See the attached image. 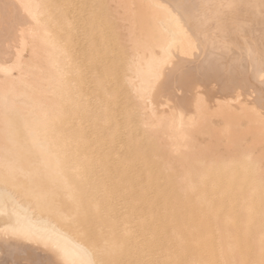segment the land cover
<instances>
[{
    "label": "bare ground",
    "instance_id": "1",
    "mask_svg": "<svg viewBox=\"0 0 264 264\" xmlns=\"http://www.w3.org/2000/svg\"><path fill=\"white\" fill-rule=\"evenodd\" d=\"M262 52L264 0H0V112L5 96L21 112L0 116V264H71L83 246L105 264H209L200 226L182 249L193 214L212 264H262ZM161 227L198 252L155 259Z\"/></svg>",
    "mask_w": 264,
    "mask_h": 264
},
{
    "label": "snow or ice",
    "instance_id": "2",
    "mask_svg": "<svg viewBox=\"0 0 264 264\" xmlns=\"http://www.w3.org/2000/svg\"><path fill=\"white\" fill-rule=\"evenodd\" d=\"M25 7L27 8V7H30V6H25ZM37 7H47V6L37 5ZM152 7L163 9L164 6H162V5H152ZM167 16L169 17L168 23H169L170 27H172V26L179 27L180 26V20L178 18H176L175 16H173L171 12H167ZM34 19H35V17H34ZM160 39H161V43L162 44L166 43V41H165L163 36ZM260 65H261V76H260V79H261V82L264 83V52H262L261 56H260ZM3 104H4V108H3L2 112H0V116L3 117V119L5 120V122L9 126H11L14 123V121L18 117L21 116V112H20L19 109L11 108V107L8 106V101H7V97L6 96L3 98ZM55 107L57 109V115H58L59 105H56ZM34 143L37 144V146L39 148V151L41 152L42 155H47V154L50 153L51 147H50V145H49V143L47 141L35 140ZM65 160L67 162V167H68L69 170H76V171L79 170L78 168L74 169L73 162H72L71 159L68 158L67 152H65ZM56 174L60 177L61 180H63L67 184V180H66L65 175H64V165L62 163H58L57 164ZM9 178L10 177L8 175H5L3 177V179L5 181H7ZM13 232H14V234L20 235V236H22L24 238H27V239H31L32 238L23 228L14 229ZM44 243H45L46 247H52L54 251H56L59 254H61L62 255V259L67 262L66 254H63L62 250H60L57 245H54V244L53 245H49L47 241H44ZM79 256H80V259L79 260H73L71 262V264H105L104 261H99L98 262V261L93 260V259H88L87 257L90 256V250L86 246L81 247L80 252H79ZM262 264H264V262H262Z\"/></svg>",
    "mask_w": 264,
    "mask_h": 264
},
{
    "label": "rangeland",
    "instance_id": "3",
    "mask_svg": "<svg viewBox=\"0 0 264 264\" xmlns=\"http://www.w3.org/2000/svg\"><path fill=\"white\" fill-rule=\"evenodd\" d=\"M166 195H167V194H165V195L163 194L164 197H165ZM154 196H156V198H157V197L159 198V196H162V195H161V194H154ZM163 196H162V197H163ZM171 196H173V194H172ZM171 196L169 197V194L167 195V197L170 198L169 200H171V201H172V200H175V202H177L178 205H176V206H178V207H175V205H174L175 203H174L173 201H172L173 203H171V204H173L174 209L177 208L176 210L179 211V213H182V214H180L181 222H183V223L185 224L184 221L187 220V219H188V216H191L192 214H191V213H188V211H189L188 206H185L184 208H183V207L180 208L179 205H181V203H178L179 201L176 200V199L174 198V196H173V198H172ZM162 197H160L159 200L165 199L164 197H163V198H162ZM167 197H166V198H167ZM161 198H162V199H161ZM171 198H172V199H171ZM167 199H168V198H167ZM167 199H166V200H167ZM171 201H170V202H171ZM158 206H159V205H158ZM158 206L155 207V208H157V209L154 208V212H155L156 215H157L159 212H161V209L159 210L160 207H158ZM181 206H184V205H181ZM178 208H179L180 210H181V209H182V210L180 211ZM186 208H187V209H186ZM184 209H185V210H184ZM155 210H156V211H155ZM183 210H184V211H183ZM185 213H188V214H189V215L187 214L188 216L186 215V216H187V219H186V218H184V219L182 218V217H183V214H185ZM190 214H191V215H190ZM177 215H178V217H179V214H178V213H177ZM196 216H197V217H196ZM196 216L193 214L192 218H190V219H193V218L195 217L193 221H195V219L197 220V222L195 221V223H197V226H196L194 223H191V222H193L192 220H191V222H189L190 220H189V221H188V220L186 221V222L188 223V224H185V225H187V228H185L186 226L182 223V225L185 226V227L183 226V228H185V230H186L188 233H186V231H185L183 228H181L182 225H181V226H178V227H180V231H181L182 229L185 231V232H184V231L182 230V232H183L184 234H186L185 236H187V234H188L187 237H188L189 240H188V239L186 240V238L184 237V241H186V242H184V244H183V247H185V248L182 247L183 251H184V249H185L187 252H189V251L186 249V248H187V245H188V244L186 245V243H188L187 241L190 242L191 240H193L192 243H193L194 241H196V236H197V235H194V234H198V232H197L198 230L200 231V229H201V231L199 232L200 235H203V234L206 235V234H205V233H206L205 231L207 230V228L204 229L206 226L204 227V224H202L203 226L200 225L199 222H198V219H199V220H202V219H200V218L198 217V214H196ZM184 217H185V215H184ZM182 220H183V221H182ZM177 221H178V220H177ZM202 221H203V220H202ZM202 221H200V222H201V223H204V222H202ZM178 222H180V221H178ZM181 222H180V223H181ZM173 223H174V222H173ZM176 223H177V222H176ZM192 224H194V225H192ZM198 224H199V225H198ZM155 225L158 226V225H161V224H160L159 221L157 220V221L155 222ZM176 225H177V224H176ZM176 225L174 224V227H175V228H173L174 231H176V230L178 231V230H179V229H177L178 227H177ZM179 225H180V224H179ZM195 226H196V227H195ZM199 226H200L201 228H200ZM172 227H173V225L171 226V228H172ZM176 227H177V228H176ZM197 227H199V228H197ZM203 227H204V228H203ZM195 228H197V231H196ZM203 229H204L205 231H204ZM189 230H190V231H189ZM162 231H163V229H162V227H161L160 229L156 230V232H155V236H154V237H155V240H154V241H155V243H154V244H155V245H154V250H155V254H156V255H154V256H155L154 258L157 259V260H159L158 258L161 259V258L164 257L165 253H164V255L162 254L163 257H160V256H161V253H163V252H165V251H166V254H167V252L170 254L171 251H173V252L175 251V252H174V255L177 254V253H179V252H178L179 250H177L178 248H174V245L172 246V244H171L172 248H171V247L169 248V245H167L165 241H161V240H160L161 238H163V233H162ZM177 231H176V232H177ZM191 231H192V232H191ZM203 231H204L205 233H203ZM207 231H208V230H207ZM189 232H190V233H189ZM171 233H173V232H171ZM179 233H180V232H179ZM192 233H193V234H192ZM199 234H198V236H200ZM192 235H193V239H191ZM204 235L201 236L203 239H204ZM183 236H184V235H183ZM190 236H191V237H190ZM189 237H190V238H189ZM205 238L207 239V236H205ZM156 239H157V240H156ZM203 239H202V243H199V242H201V239H200V241L197 242V243H199V245H202V244H203V246L201 247V249H200V247H199L198 245L196 246V248L199 247V250H198V248L196 249V248L193 246V248L196 249V250H195L196 253H197L198 251H199V252L203 251V254L198 252V253L195 254V255H196V256L199 255V257H201L203 260H207V258H209L211 254H213V255H211V257H210V259H209L210 262H211V261H212L211 258H212V259L214 258V252H213V253L211 252V253L209 254V251L212 249V248H211L212 245L209 244V243H208L207 245H205V241H203ZM206 239H204V240H206ZM163 240H164V239H163ZM210 241H211V240H210ZM161 242H163V243H161ZM211 242H212V241H211ZM192 243L190 242V243H189V246H190ZM158 244H159V245H158ZM194 244H196V243H194ZM194 244H192V245H194ZM156 245H158V246H156ZM160 245H161V247H160ZM162 245H163V248H162ZM164 245H165V246H164ZM185 245H186V246H185ZM156 247H157V248H156ZM190 247H192V246H190ZM160 248H161V249H160ZM164 248H165L166 250H165ZM167 248H168V249H167ZM193 248H192V249H193ZM210 248H211V249H210ZM213 248H214V246H213ZM169 249H170V250H171V249H174V250H171V251L169 252ZM175 249H176L177 251H176ZM182 249H181V252L183 253ZM188 249H189V247H188ZM192 249H189V250H191L190 253L194 255V253H192V251H193ZM202 249H203V250H202ZM197 250H198V251H197ZM200 250H201V251H200ZM212 250H213V249H212ZM212 250H211V251H212ZM157 251H159V252H157ZM162 251H163V252H162ZM186 251H184V252H186ZM195 251H194V252H195ZM206 251H207L208 253H207ZM213 251H214V250H213ZM160 252H161V253H160ZM173 252L171 253L172 255H170L171 257L173 256ZM182 253H179V255H182V256H180L181 259H183L184 254H185V253H184V254H182ZM190 253H189V254H188V253L185 254V255H188V257L186 258V256H185L186 259L184 258V259H185L184 261H186V260H188L189 258H191L192 255H191ZM244 253H245V251H244ZM206 254H208L209 256H207ZM247 254H248V255H247ZM177 255H178V254H177ZM189 255H190V257H189ZM201 255H202V256H201ZM205 255L207 256V257H205L206 259L203 258ZM245 255H246V257H245ZM245 255H244V258H246V259L249 258V253H247V251H246ZM247 256H248V257H247ZM180 257H179V258H180ZM192 257H193V256H192ZM199 257H195V258H199ZM174 258H176V257H174ZM181 259H180V260L178 259V261H183V260H181ZM247 260H248V259H247ZM207 261H208V260H207ZM210 262H209V264H212V262H211V263H210Z\"/></svg>",
    "mask_w": 264,
    "mask_h": 264
}]
</instances>
